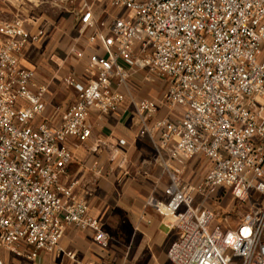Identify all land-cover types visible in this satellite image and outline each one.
<instances>
[{
  "label": "built area",
  "instance_id": "1",
  "mask_svg": "<svg viewBox=\"0 0 264 264\" xmlns=\"http://www.w3.org/2000/svg\"><path fill=\"white\" fill-rule=\"evenodd\" d=\"M96 1L73 11L93 50L86 82L63 79L77 100L58 125L33 122L47 108L49 85L37 84L35 70L21 63L45 29L32 32L20 15L0 18V264L5 253L34 261L63 252L69 226L108 248L110 235L76 193L78 182L67 179L68 139L86 143L91 112L119 111L127 99L170 176L164 198L148 201L179 230L169 259L264 264V0H109L104 17ZM69 53L86 56L83 47ZM139 73L164 81L162 94L137 98L131 79ZM163 107L168 112L158 116ZM196 158L210 169L188 181L186 165ZM227 192L250 204L236 228L215 222L214 205Z\"/></svg>",
  "mask_w": 264,
  "mask_h": 264
},
{
  "label": "crops",
  "instance_id": "2",
  "mask_svg": "<svg viewBox=\"0 0 264 264\" xmlns=\"http://www.w3.org/2000/svg\"><path fill=\"white\" fill-rule=\"evenodd\" d=\"M74 1L0 0V18L11 20L20 15L32 32L40 28L46 31L42 41L26 47L21 61L24 68L35 70L37 84L49 85L47 108L34 123L48 119L52 125L60 124L64 112L77 100L76 91L60 83L63 56L56 46L61 39L66 43L72 40L71 25L76 26L73 11L84 2L77 6ZM108 3L109 0L96 1L101 17L106 15L104 8L109 10ZM83 41L86 56L67 74L86 82L84 69L93 47ZM131 85L137 98L156 97L165 89L164 81L148 82L143 73L135 75ZM167 112L163 107L158 116ZM88 121L93 134L86 143L74 137L68 139L74 158L68 166L67 179L78 182L76 193L88 200L91 214L110 235L108 248L101 247L91 231L69 226L60 242L63 252H41L34 261L5 253L6 264H174L168 250L179 230L170 228L171 219L148 205L151 198H164L170 176L151 140L140 135L130 99L116 112L101 114L93 110ZM121 140L126 143L120 144ZM206 164L207 174L210 165ZM186 170L188 175L197 174L195 180L206 176H198L200 168L195 161H189Z\"/></svg>",
  "mask_w": 264,
  "mask_h": 264
},
{
  "label": "rangeland",
  "instance_id": "3",
  "mask_svg": "<svg viewBox=\"0 0 264 264\" xmlns=\"http://www.w3.org/2000/svg\"><path fill=\"white\" fill-rule=\"evenodd\" d=\"M85 0H76L74 1V4L79 6L81 2ZM72 40H69L64 42V40H59L56 43L57 50L59 53L63 56V61H62V71L60 72L61 74V80L60 83H63V79L65 76H67L70 72V70H73V65H76L79 61L81 62L82 59H77L73 55L69 53L71 47L77 46V47H82L83 43L85 40L83 36L80 35L79 30L75 25L72 23ZM84 47V46H83ZM64 84V83H63ZM62 84V85H63ZM195 161L196 165L199 166L200 168V174L198 176L203 177L207 170L208 166L206 164L205 160H197L193 159L190 160V162ZM197 176V174H195ZM194 173H191L188 175V171H185L184 177H187L186 180H195L193 179L195 177ZM189 177V179H188ZM199 180V179H196ZM209 205H214L213 200L210 199L208 201ZM215 211L217 213L215 222L224 226L225 228H236L240 224V219L247 215L250 211V204L248 201L245 202H239L235 200L230 193H224V196L222 199H219L217 201V204L214 205ZM168 218V217H166Z\"/></svg>",
  "mask_w": 264,
  "mask_h": 264
}]
</instances>
